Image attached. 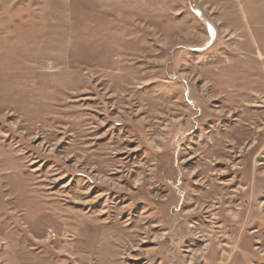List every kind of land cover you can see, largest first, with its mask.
Wrapping results in <instances>:
<instances>
[{
	"label": "rangeland",
	"instance_id": "rangeland-1",
	"mask_svg": "<svg viewBox=\"0 0 264 264\" xmlns=\"http://www.w3.org/2000/svg\"><path fill=\"white\" fill-rule=\"evenodd\" d=\"M0 264H264V0H0Z\"/></svg>",
	"mask_w": 264,
	"mask_h": 264
}]
</instances>
